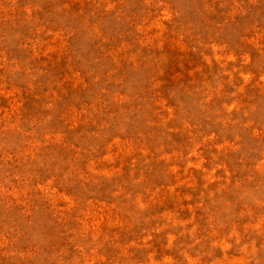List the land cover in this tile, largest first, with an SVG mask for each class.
Wrapping results in <instances>:
<instances>
[{
	"label": "rangeland",
	"instance_id": "rangeland-1",
	"mask_svg": "<svg viewBox=\"0 0 264 264\" xmlns=\"http://www.w3.org/2000/svg\"><path fill=\"white\" fill-rule=\"evenodd\" d=\"M0 264H264V0H0Z\"/></svg>",
	"mask_w": 264,
	"mask_h": 264
}]
</instances>
